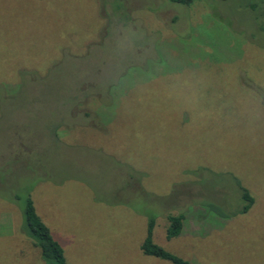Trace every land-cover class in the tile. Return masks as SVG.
Returning <instances> with one entry per match:
<instances>
[{"label": "rangeland", "instance_id": "obj_1", "mask_svg": "<svg viewBox=\"0 0 264 264\" xmlns=\"http://www.w3.org/2000/svg\"><path fill=\"white\" fill-rule=\"evenodd\" d=\"M26 192L66 264H264V0H0V264Z\"/></svg>", "mask_w": 264, "mask_h": 264}, {"label": "trees", "instance_id": "obj_2", "mask_svg": "<svg viewBox=\"0 0 264 264\" xmlns=\"http://www.w3.org/2000/svg\"><path fill=\"white\" fill-rule=\"evenodd\" d=\"M172 4H180L182 6H189L194 0H168ZM239 193L243 203L242 208L239 209L240 214L246 213L253 204V199L248 191L239 186ZM17 200L22 204V214L24 221V230L26 236L32 240L33 245L39 249L40 257L45 264H66L63 249L53 239L49 228L42 222L35 211L33 200L29 192L20 194ZM206 207V206H205ZM207 211L213 212L211 207H206ZM218 215L219 213L216 212ZM224 217V216H222ZM183 216H167L168 228L166 230L167 239L180 235L183 228ZM151 224H149L148 234L141 246V250L147 256L160 258L170 261L174 264H188L179 258L164 251L161 247L152 243Z\"/></svg>", "mask_w": 264, "mask_h": 264}]
</instances>
